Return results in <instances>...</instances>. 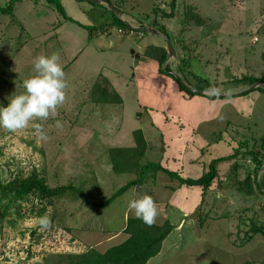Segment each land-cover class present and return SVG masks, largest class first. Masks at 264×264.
<instances>
[{"label": "rangeland", "instance_id": "rangeland-1", "mask_svg": "<svg viewBox=\"0 0 264 264\" xmlns=\"http://www.w3.org/2000/svg\"><path fill=\"white\" fill-rule=\"evenodd\" d=\"M12 1V13L0 10V107L24 92L23 81L33 75L39 55L60 57L67 88L57 117L36 121L46 140L38 141L31 126L14 133L0 129L3 180L28 176L36 167L51 186L73 184L89 200L101 202L137 177L114 172L109 154L112 146L135 145L136 129H143L150 144L144 162H160L194 178L213 159L245 150L242 140L248 144L264 135L263 92L223 100L190 95L180 85L233 94L254 86L242 79L264 71V35L258 33L264 27V0H57L68 18L51 0H0V8ZM194 14L204 24L189 22ZM124 19L158 32L141 31ZM167 36L175 56L169 55ZM165 52L169 61L162 67ZM167 66L170 73L163 71ZM96 82L119 93L123 102L95 101ZM56 120L62 128L55 127ZM249 157L219 163V176L204 199L200 186H186L159 171L104 208L72 195L54 204L32 196L15 201L0 228V264H67L62 256L68 252L105 251L123 241L121 231L133 216L127 204L143 194L158 203V224L168 219L177 225L161 255L147 264L263 261L264 234L251 227L264 225V193L238 189L255 167ZM257 179L264 187V165ZM6 199L0 201V215ZM45 216L52 227L41 230Z\"/></svg>", "mask_w": 264, "mask_h": 264}, {"label": "trees", "instance_id": "trees-1", "mask_svg": "<svg viewBox=\"0 0 264 264\" xmlns=\"http://www.w3.org/2000/svg\"><path fill=\"white\" fill-rule=\"evenodd\" d=\"M51 1H53V3L55 2L57 9L64 13V16L68 18L61 3L57 0ZM13 2L15 1H12L7 8H0L2 13H12L11 11H13L14 6ZM171 14H173V12ZM189 22L204 24L205 21L202 17H198L194 14V16L190 18ZM258 33L264 35V27L261 28ZM90 34H92V31ZM166 59L167 52H165L162 57V61L160 64L162 67ZM164 70L166 71V73H170L168 72V66L163 69V71ZM242 80L247 82L248 84L251 83V85L258 81L264 82V71L261 76L249 75ZM180 85L181 88H183V90L188 92L190 95L200 93L199 90L193 91L182 83ZM200 89L205 88L202 87ZM205 90H208V88ZM254 90H258L261 93L263 92L264 94L263 87H256L253 89L244 90L241 93L239 92L237 94L227 92V94L213 97H221L223 100H226L234 98L236 96H242L241 94H246L248 93V91ZM91 91L94 100L97 102H123V99L121 98L119 93L109 91L106 87L101 86L98 82L94 83ZM212 100L214 99L212 98ZM217 107V105L211 106V110L216 111ZM132 133L135 145H132L130 147L112 146L110 148L109 154L114 172L136 173L137 177L118 188L114 192V194L107 200H103L101 202L91 201L87 198L84 192L81 191L80 187L73 184L51 186L44 172L40 171L36 167H34V169L28 176L18 175L8 179L7 181L0 178V201L4 198H7V201L0 215V228H3V221L10 216V209H15L13 208L15 201H22L32 196L34 198H37L43 204H54V199L61 198L66 195H72L74 199L81 198L83 203H87L94 207L104 208L111 204L119 196L125 194L131 188L142 185L150 173L155 176L159 171H163L171 177L178 179L182 184L186 186H200L202 188V197L204 199L206 193L214 184L215 179L219 176V163L237 159L241 154L244 157L250 156L249 159L255 165V167H253V172H248L245 179L239 181L238 189L249 195L254 194L255 190L259 191L262 194L264 193V187L262 184L258 183L259 181L257 179L258 172L264 165V135H262L259 139L255 138L256 140L252 143L251 141H249L248 144H245V141L242 140L240 144L241 147L245 146V150H238V152L234 154L213 159L209 164L208 170L204 171V173L200 177L194 178L185 176L179 173V171L171 170L163 166L160 162H144L143 160L150 146L149 141L147 140L143 129H136ZM236 166L238 167V165ZM253 184L255 186V189ZM173 229L174 225L169 221H166L163 224L156 223L155 226L148 227L142 220L132 216L127 219L126 225L123 229V232L129 235L128 238L123 242L110 246L104 252L98 250L95 247H89L88 249L79 253L68 252L64 254L62 258L67 260V264H147L152 257L159 254L162 249L163 241L168 237ZM251 231H254L256 233L261 232L264 234V225L255 224L253 227H251ZM251 237L252 236L248 237V239H252ZM252 264H264V260Z\"/></svg>", "mask_w": 264, "mask_h": 264}, {"label": "clouds", "instance_id": "clouds-1", "mask_svg": "<svg viewBox=\"0 0 264 264\" xmlns=\"http://www.w3.org/2000/svg\"><path fill=\"white\" fill-rule=\"evenodd\" d=\"M24 92L13 95L6 107H0V129L17 132L29 128L35 130L39 140H46L47 134L41 123L55 119L58 109L66 102V73L57 54L51 56L39 55L33 61V75L22 84ZM211 93L219 90L209 88ZM55 127L62 128L59 120ZM128 211L140 219L148 227L156 225L161 213L153 196L143 194L131 199L127 204ZM41 230L50 229L52 222L49 217L40 218Z\"/></svg>", "mask_w": 264, "mask_h": 264}, {"label": "water", "instance_id": "water-1", "mask_svg": "<svg viewBox=\"0 0 264 264\" xmlns=\"http://www.w3.org/2000/svg\"><path fill=\"white\" fill-rule=\"evenodd\" d=\"M106 2V1H104V0H96V1H94V0H90V2H92V3H97V2ZM139 30H141V31H151V32H154V33H157L158 31L157 30H155V29H153V28H151V27H142V26H140L139 28H138ZM166 40H167V46H168V50H169V55L170 56H175L176 55V52H175V50L173 49V47H172V45H171V41H170V38L167 36L166 38H165ZM264 84V82H261V81H258V82H256L255 84H254V86L252 87V88H256V87H260V85L261 84ZM252 88H250V89H252ZM200 93H204V94H206V95H208V96H220V95H224V94H227L226 92H224V93H211V92H208L207 90H201L200 91Z\"/></svg>", "mask_w": 264, "mask_h": 264}, {"label": "crops", "instance_id": "crops-1", "mask_svg": "<svg viewBox=\"0 0 264 264\" xmlns=\"http://www.w3.org/2000/svg\"><path fill=\"white\" fill-rule=\"evenodd\" d=\"M121 14H123V13H121ZM121 17H122V15H121ZM123 19V18H122ZM125 21H127V22H129L130 24L132 23V22H134L135 24H136V26H145L144 24H141L140 22H138V21H136L135 19H134V21H131V20H128V19H124ZM134 23H132V25H134ZM167 61H169V59H167ZM226 91V90H225ZM241 104V103H240ZM238 108H239V110L241 109V106L239 105L238 106ZM139 186H144V185H139ZM168 203L169 202H167V205H168ZM158 204V203H157ZM169 206H167V208H168ZM166 208V209H167ZM166 221H169L168 219L166 220ZM166 221H164L163 223H165ZM170 222V221H169ZM171 223V222H170ZM158 224V223H157ZM160 224H162V223H160ZM171 224H173V223H171ZM174 225V228L177 226V225H175V224H173ZM173 231V230H172ZM121 233L124 235V239H123V241L124 240H126L127 238H128V234L127 233H125V232H123V231H121ZM229 233V232H228ZM169 236V235H168ZM251 240V239H250ZM249 240V241H250ZM123 241H120L119 243H121V242H123ZM165 241V240H164ZM163 241V242H164ZM230 242H233V241H230ZM119 243H117V244H119ZM235 243V245H237V246H239V245H243V242H241L240 244H237V240L234 242ZM116 245V244H115ZM110 247V246H109ZM109 247H107V248H109ZM106 248V249H107ZM106 249H105V251H106ZM162 251H163V244H162V249H161V251L159 252V254L158 255H156V256H159V255H161V253H162ZM102 252H104V251H102ZM156 256H154V257H156ZM154 257H152L151 259H153ZM150 259V260H151ZM149 260V261H150ZM148 261V262H149ZM258 261H261V260H258ZM245 264H247V263H245Z\"/></svg>", "mask_w": 264, "mask_h": 264}, {"label": "built area", "instance_id": "built-area-1", "mask_svg": "<svg viewBox=\"0 0 264 264\" xmlns=\"http://www.w3.org/2000/svg\"><path fill=\"white\" fill-rule=\"evenodd\" d=\"M120 31H122V30L120 29Z\"/></svg>", "mask_w": 264, "mask_h": 264}]
</instances>
